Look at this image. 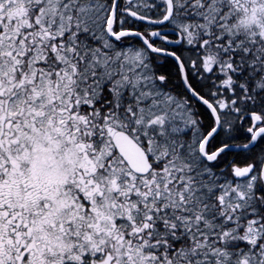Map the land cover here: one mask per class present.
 Masks as SVG:
<instances>
[{
    "label": "snow or ice",
    "instance_id": "1",
    "mask_svg": "<svg viewBox=\"0 0 264 264\" xmlns=\"http://www.w3.org/2000/svg\"><path fill=\"white\" fill-rule=\"evenodd\" d=\"M0 264H264V0H0Z\"/></svg>",
    "mask_w": 264,
    "mask_h": 264
}]
</instances>
